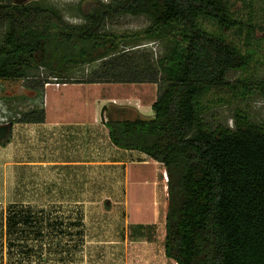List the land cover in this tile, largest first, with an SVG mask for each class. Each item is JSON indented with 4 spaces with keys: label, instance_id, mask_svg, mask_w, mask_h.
Masks as SVG:
<instances>
[{
    "label": "trees",
    "instance_id": "1",
    "mask_svg": "<svg viewBox=\"0 0 264 264\" xmlns=\"http://www.w3.org/2000/svg\"><path fill=\"white\" fill-rule=\"evenodd\" d=\"M262 1L240 0L245 16L229 0L91 1L77 6L81 23L69 24L51 7L0 0V80L32 79L40 89L48 78L63 84L156 85L151 118H109L106 127L116 147L163 166V249L175 264H264V128L239 114L235 128L208 126L199 101L220 86L240 98L250 94L244 79L229 84L225 77L248 70L264 43V16L257 24L253 17ZM125 15L149 19L141 39L163 42L159 59L120 49L122 37L104 32L108 22ZM203 22L214 29L202 28ZM135 36L131 42L139 40ZM40 69L48 72L44 80ZM77 69L80 80L73 75ZM257 89L264 96V83ZM44 118L35 109L15 123ZM13 123L0 125L2 148L10 143ZM151 228L132 226L130 236L145 238Z\"/></svg>",
    "mask_w": 264,
    "mask_h": 264
},
{
    "label": "rangeland",
    "instance_id": "2",
    "mask_svg": "<svg viewBox=\"0 0 264 264\" xmlns=\"http://www.w3.org/2000/svg\"><path fill=\"white\" fill-rule=\"evenodd\" d=\"M28 1L60 11L63 19L69 24L81 23L77 12V6L80 3L85 5L91 1L109 2V0ZM229 1L235 2V9H241V14L245 16L246 11L242 9L243 5L240 0ZM263 16L264 0L257 4L254 9V24L261 23L263 21ZM149 26V19L145 16L125 15L108 22L104 28V32L122 37L124 42L121 43L120 49L126 48L132 50L134 53H143L149 57L151 56L153 60H157L163 54V42H148L147 40L141 39L142 32ZM201 26L209 31L214 29L210 22H203ZM1 32L0 30V33ZM135 35H138L135 40H139L131 42L134 41L132 39L136 37ZM261 35L262 34L259 32L256 33V37H261ZM227 37L229 40H232L234 44L242 45V42L231 34H228ZM177 39H179V37H177ZM134 44H140V46L138 48L129 49V46ZM258 46L254 60L250 62L248 70L243 73L239 71L228 72L225 77L226 82L229 84L244 79L245 84L249 87L250 94H248L246 98H240L239 96H235L231 90L224 86L211 89L199 99L201 106L204 108L201 116L204 124L211 127L225 126L228 128H235L234 118L236 114H239L244 115L249 122L264 128V96H261L257 89L259 83H264V43H260ZM82 69L74 71L73 75L78 80L81 79V74H79V72L82 71ZM47 73V71L40 69V79L44 80L45 77L48 76ZM46 82H49L48 84L51 86L63 84L61 81H56L53 78L46 79ZM67 82L68 84H75L73 80ZM44 87L42 89L37 88L32 79L0 80V116L2 119H5L3 122L0 121V125L9 122L15 123L23 113H27L31 110L36 109L44 112L46 107ZM78 91L79 96H83L87 100H93L97 93L102 92L104 95L107 94L110 98H115L117 100L125 99L126 103L131 99H139L140 102L147 105H150L157 95V87L154 84H115L105 87L102 86L101 88H91L88 86L80 90L74 89L71 94L78 93ZM238 91L240 92V89ZM47 94L50 99H56L54 98L56 97V89H48ZM122 102L123 101L119 103ZM49 107H52L51 104ZM151 113L153 112L151 111ZM118 119L134 118L132 115L124 113L119 115ZM4 157L5 152L0 150V216L5 209L3 205L4 200L10 197L11 188L13 189V197H30V193H28L29 195L23 194L20 196L17 195L16 192L20 194L23 192L26 193L27 188L25 187L29 188V183L23 181L22 177H34L33 174L26 176L19 168H12L13 163L11 160L8 158V160L5 161ZM135 170L142 173L143 179L146 178L143 182V185L145 183V187H143L144 190H139V200L141 199L142 203H145L150 210L152 182L156 174L158 175V173H155L158 172V169L148 165L137 167ZM161 179L164 181L163 176H161ZM6 188H8L7 192H5ZM45 196L48 197L47 195ZM79 208V206L75 207L73 205H14L13 213H16L17 210L23 211V214L30 211L31 213L38 214L44 219L41 221H31L29 223L21 221V223H19L16 231H13V235L11 237L7 236L5 241L7 246L10 244L13 248L17 249H0V264H10V261L16 264H164L163 258H161L165 236L164 209L157 211L154 224H152L153 221L147 222L152 228L150 231L145 232V238L131 239L130 230L128 229L131 227H128L129 223L125 227L124 222L120 221L118 225L119 229H117L116 222L111 221L112 217L113 219L116 217L114 213L101 214L100 211H98V207H93L90 210L93 214V221L87 220L85 223H76V226H74V219H76V215L79 214L77 211ZM142 210H144V208H142ZM131 211L133 212V207H131ZM142 214L145 218L151 217L152 215L146 210ZM56 219L58 220L56 221ZM23 237L24 239H28V244H26L27 239L24 240ZM56 238L57 240H61V249L56 248ZM2 245L0 232V247H2ZM27 245L33 249H29ZM22 247H24V249H20ZM147 249H152V253L146 251ZM140 250H143V253L137 254L136 252ZM152 254L153 256H151ZM149 258L151 259L149 260ZM166 264L174 263L168 262Z\"/></svg>",
    "mask_w": 264,
    "mask_h": 264
},
{
    "label": "crops",
    "instance_id": "3",
    "mask_svg": "<svg viewBox=\"0 0 264 264\" xmlns=\"http://www.w3.org/2000/svg\"><path fill=\"white\" fill-rule=\"evenodd\" d=\"M107 85L115 84H47L44 87V122L12 124L10 143L0 147V150L5 152L4 160L9 158L13 163L12 168H19L26 176L33 174L34 177H22L23 181L29 183V188L25 187L26 193L16 192L20 196L30 193V197H13L12 188L10 197L7 199L5 196V209L0 216L3 244L0 249H17L10 244L7 246L5 241L7 236L13 235L21 221L29 223L44 219L30 211L23 214V211L17 210L13 213L14 205L79 206L74 226L87 220L93 221V214L90 212L93 207H98L101 214L114 213L116 217H112L111 221L116 222L117 229L120 221L124 222L125 227L128 223V227L149 226L147 222L152 221L154 224L156 213L161 209L165 210V220L167 182L161 179L165 173L163 166L144 153L116 147L111 142L106 127L109 118L118 119L119 115L124 113L132 115L133 118H151V105L155 100L147 105L139 99H131L126 103L125 99L110 98L102 92L97 93L93 100L79 96V91L71 94L74 89L80 90L88 86L101 88ZM50 88L56 89V99L49 98L47 90ZM121 101L123 102L119 103ZM50 104L52 107H49ZM148 165L158 169V172H155L158 175L156 174L152 182L154 187L150 185V210L141 199L139 200V190H144L143 182L146 178L143 179L142 173L135 170L137 167ZM145 210L152 214L151 217L142 216ZM28 243L27 239L26 244ZM61 244V240H57L56 248L61 249ZM27 247L33 249L29 245ZM146 251L152 253V249ZM136 253L142 254L143 250ZM161 258L164 264L174 263L165 257L164 249ZM10 264L16 263L10 261Z\"/></svg>",
    "mask_w": 264,
    "mask_h": 264
},
{
    "label": "built area",
    "instance_id": "4",
    "mask_svg": "<svg viewBox=\"0 0 264 264\" xmlns=\"http://www.w3.org/2000/svg\"><path fill=\"white\" fill-rule=\"evenodd\" d=\"M0 121H2V122H3V121H5V119H2V118H1V116H0ZM162 176H163L164 180H165V181H167L166 174H165V173H163V174H162Z\"/></svg>",
    "mask_w": 264,
    "mask_h": 264
}]
</instances>
